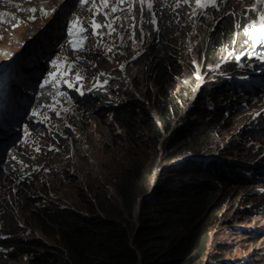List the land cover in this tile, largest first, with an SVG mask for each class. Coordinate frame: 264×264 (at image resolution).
<instances>
[{
  "label": "rangeland",
  "instance_id": "374dc122",
  "mask_svg": "<svg viewBox=\"0 0 264 264\" xmlns=\"http://www.w3.org/2000/svg\"><path fill=\"white\" fill-rule=\"evenodd\" d=\"M34 1L37 2V0ZM113 3L115 0H109V8L101 7L100 12V15H104L105 12L109 13L105 18L110 20L107 23L111 22V28L104 27L101 31L99 30V34L92 38L89 50L77 54L83 57L80 64L77 60L70 59V62L75 64V70L73 69L71 76L67 77L71 80L70 83H74L73 80L80 77L79 68L86 69L87 73L83 72L82 77L83 87L79 91H87L95 85L96 82L93 81L95 76L110 78L108 92H105L109 94L108 99L93 97V99L78 100L79 95L76 94V97H72L68 102L61 99L55 100L58 102L55 104V111L46 107L53 103L34 104L32 112L38 115L34 118L38 121H49V124L45 123L43 130L40 131L36 128L29 129L27 126L22 128V130L28 128L26 139L18 145L12 144V151L8 154L11 158L10 164L16 172H6L3 169L0 173V219L4 209L7 210V206L10 209L14 208V213L18 216L17 223L20 225L16 234L21 238H39L50 244L56 242L52 236L44 234L39 229H34L31 224L24 221L23 211L27 210L24 206L27 200L32 205L46 201H58L63 205L82 208L88 200V195L93 192L92 189H95V192L116 194L113 181L118 175L119 159L126 142L123 129L114 121L113 105L133 98L147 101L146 95L151 91L155 92L156 83L149 72L143 73V62H139L149 53L148 48L145 50L144 41L149 40L150 32H146L145 29L140 37H137L133 28L124 26L125 16L122 15L121 10H129L131 6L128 14L133 13L132 0L127 6H124V2L119 4L120 10L114 13L110 11ZM136 3L141 8L140 13L143 12L144 6L146 12L148 3H151L150 13L146 15L151 17L152 22L154 21L162 37L168 29H171L170 35L176 40L175 49L181 58L179 62L181 73L176 78L177 89L171 91L174 101L168 104L169 116L160 118L156 116L157 110L150 107L152 116H156L155 122L160 130L158 137L163 140L189 121L203 120L202 115L209 112L205 115L206 120L204 121L208 133L204 131L203 137L200 136L193 141V150L187 149L179 157L199 156L202 159L218 162L217 165L221 167L225 164H233L234 170L245 175L236 174L235 185L221 190L216 204L211 206L200 219L198 225H200L199 231L203 232V238L200 239L193 255L187 259L185 264H264V216L259 206V201L263 199V196L258 194V189L264 190V184L260 182L264 178L259 176L261 170L264 169V165H261L264 163V121L259 120V113L264 107V86L261 85L256 89L253 95L255 101H245L243 105L240 102L243 97L236 96L230 91L232 94L229 93L224 101L209 99L201 110H197L195 106L199 97L197 86L201 77L212 76L211 79L206 78L202 82L204 84L200 88L201 93H206L207 90L219 85L240 80L239 76L224 71L225 64L230 61V58L222 56L218 51H221V47L230 41L231 25L229 24L232 20H237L239 24L246 20L247 24L244 27L257 21V27H259V17L264 14V0H220L215 6L216 11L221 15L219 20H216L217 17L207 15V12L211 10L210 7H213L210 2L204 7H200L196 0H188L187 3L184 0H145L146 5L143 4L144 6L140 4V0H136ZM162 3H168L172 8L177 9L183 6L184 9L175 14V19L170 24H165L166 14L160 9ZM68 4H71V0H58L54 6H51L54 8L52 15L57 8L63 11H59L55 19L41 21L43 24L40 26L33 24L29 28L22 27L16 30L17 34L11 38L14 39L11 47L17 49L19 43L17 38H22L28 43L34 41L35 45L30 50H35L37 55L33 60L31 58L27 60L28 56L24 58L23 55L16 62L15 70L23 68L24 64L29 65L28 67L33 69L29 74L30 79L34 80L38 68L46 64L41 63L43 55L40 49L47 48L48 42L54 44L56 41L57 57H66L67 51L63 46L64 35L55 36L56 30H53L52 36L48 35L51 27L53 29L55 25L60 26V21L63 17L65 18L71 8L70 6L68 9ZM230 10L233 12L230 13ZM93 11L88 10L91 17H93ZM226 12L228 15L225 14ZM96 15L101 21L99 12ZM223 16L227 19H221ZM113 17L120 19L113 20ZM140 25L144 27V21L141 20ZM33 28L39 29L34 31ZM244 30L247 31L246 28ZM253 31L255 30H250V33ZM10 33V31L7 32L8 35H11ZM34 34L39 39H33ZM43 34L44 39L41 38ZM5 43L9 44V40ZM242 45L240 41L239 47ZM141 53L142 55L136 59ZM244 53L245 50H242L238 54L240 56L236 57L241 58ZM147 58L154 65L155 59L152 55L148 54ZM3 79L4 77L1 80ZM246 79L250 85L255 84L252 79ZM7 84L4 79L2 90L6 89ZM177 90L179 91L178 96H176ZM162 93L165 94V91ZM16 96L17 90L15 89L13 101ZM221 106L224 109H219L220 119L215 118L212 112ZM9 110L10 106L8 112ZM20 110L19 105L18 111ZM252 130L259 133L251 132ZM230 141L232 142L229 144ZM238 142L252 145L254 148L259 147L262 154L256 156L238 151L233 152ZM181 147L177 146L175 150ZM160 158H162L161 155L156 159L153 155L149 156L146 160V169L151 166L166 165V162ZM257 164L260 165L256 167ZM150 175L146 173V170L143 173V185L138 187L140 195L146 189L150 190L153 179ZM85 212L89 211L85 210ZM138 213L137 209L133 215H127L125 219V223L133 227L135 231L140 227ZM3 217L7 219L8 215ZM245 224L252 225L246 226ZM1 225L2 222H0V228ZM212 228L217 232L213 241L210 240ZM169 233L168 243L175 236L174 231ZM168 243H163V245ZM210 249H217L218 252L213 251L208 256L206 252ZM164 262L162 261V264ZM0 264H32V261L30 255L22 254L19 257L10 258L5 251H0Z\"/></svg>",
  "mask_w": 264,
  "mask_h": 264
},
{
  "label": "trees",
  "instance_id": "16d2710c",
  "mask_svg": "<svg viewBox=\"0 0 264 264\" xmlns=\"http://www.w3.org/2000/svg\"><path fill=\"white\" fill-rule=\"evenodd\" d=\"M167 4L162 3L160 9L166 14L164 23L170 24L175 19V14L184 7L177 9ZM135 9L140 16L139 6ZM146 12L150 13V9L147 8ZM207 15L217 17L216 20L221 16L216 10L207 12ZM145 16L144 24H151V36L145 45L149 49L148 54L152 55L155 61L153 65L146 54L139 62H143V73L149 72L152 75L156 90L146 95L147 101L133 98L117 106L113 105L114 121L123 129L126 142L119 159L120 169L113 181L116 194L95 192V189H92L93 192L88 195V200L82 208L63 205L58 201L32 205L27 200L24 204L27 208L23 211L24 221L34 229L52 236L55 244L43 242L39 238H21L16 234L20 225L17 223L18 216L14 213V208H3L4 213L0 219V244L5 248L8 257L30 255L32 264H162V261H165L163 264H185L203 235L199 231L200 219L216 204L221 190L235 185L236 174L243 175L234 170L233 164L221 167L217 165L218 162L199 156H185L178 160L180 154L187 149L193 150V141L203 137L204 131L208 133L204 121L209 112L202 115L203 120L189 121L163 140L158 137L160 130L155 119L157 115L160 118L169 116L168 104L174 101L171 91L177 85L176 78L181 73V58L175 49L176 40L170 35L171 29L162 37L151 22V17ZM223 18L227 19L224 16L221 19ZM245 23L246 20L242 24L232 20L229 24V35L233 34L234 28L238 25L244 26ZM124 26H134L138 37L142 34L140 24L133 25L132 17L124 20ZM48 48L49 45L42 48L41 54ZM240 63V60L233 59L228 64V71L245 70V65L250 70L254 68L253 63L247 62L243 67ZM28 66L24 64L23 68L29 69ZM151 80L148 81L149 84ZM31 82L27 79L23 85ZM19 86H22L21 83L17 84V88ZM258 88L259 86H250L247 82L222 84L207 90L206 93L200 92L195 106L197 110H201L209 99L224 101L230 91L243 97L240 102L250 101ZM100 97L107 98L103 95ZM198 104L201 106H197ZM150 107L157 110L156 116H152ZM219 109L224 107L221 106L212 114L220 119ZM259 120L264 121L262 114ZM251 132L259 133L255 130ZM177 146L182 147L175 150ZM235 151L256 156L262 154L261 148L239 142L234 147L233 152ZM151 155L155 159L161 155L160 160H177L168 165H160L158 178L151 191L146 189L140 195L138 187L143 185V173L145 170L146 173H151L154 168L151 166L146 169V160ZM261 172L259 176L264 178V169ZM259 206L264 213V197L259 201ZM137 208L140 227L135 231L125 223V219L127 215H133ZM85 210L89 211V215ZM6 214L8 218L4 219ZM172 231L175 236L168 243L167 235Z\"/></svg>",
  "mask_w": 264,
  "mask_h": 264
},
{
  "label": "clouds",
  "instance_id": "9594fccd",
  "mask_svg": "<svg viewBox=\"0 0 264 264\" xmlns=\"http://www.w3.org/2000/svg\"><path fill=\"white\" fill-rule=\"evenodd\" d=\"M52 1L53 0H50V1H48V0H37V2H35L34 0H0V14H4V15H0V126H1L0 127V138H1L0 139V173L3 171V169H5L6 172L7 171L8 172L9 171H15V169H12L14 167H12L10 164L11 158L8 157L9 156L8 154L12 151V148H13V147H11V145L12 144L18 145L19 143H21L22 140H25L26 139V131L28 130V128L29 129L36 128L37 130L40 131V130H43L45 123L49 124V121H45V122H44V120L38 121L34 118V117L38 116V115H35V116L33 115L32 108H33L34 104L35 105L51 104V103H53L54 99L55 100L61 99L64 102H68L71 100L72 97L75 98L76 94L79 95L78 100L93 99V97H100L101 95H103V97H107L106 99H108V97H109L108 96L109 94L105 93V92H108L109 83L111 81V79L108 77H106L104 79V78H101L100 76L98 78L95 76L93 79V81L96 82L95 85H93L87 91H79L83 87L82 77H83V72L87 73L86 69L82 70L81 68H79L80 78L78 79L75 77L76 79L73 80L74 83H71L72 84L71 87H69L68 83H65V81H69V82L71 81L67 77L71 76L73 69L75 70V64L70 62V59L73 58V59L77 60L78 64H80V61L83 60V57L78 56L77 54L87 52V50H89V46L92 44V42H91L92 38L96 36V35H91V33H93V32L98 33L99 30L100 31L102 30V28H93L91 22L95 21V23H97V24H103V23L107 24V22L110 21L108 18H105L104 15H100L101 14L100 12L102 10L101 8H99V16L101 18V21L99 20L97 15L93 14V17H91L90 13H88V10H90V11L94 10L95 11V9H93V7H92L91 0H89V2L87 4L82 3V0H71V4H68V9L70 6H71V8L69 9V12L67 13V15L65 14L66 15L65 18L63 17L62 20L60 21V26L55 25V27L53 29L51 27L49 30L50 33L48 36H52V32L54 34L55 30L58 32V30L61 29L58 34L55 33V36L64 35L63 46L67 51L66 57H65L66 60L63 57H61V58L57 57L58 50L55 47L56 41L54 42V44H52V42L51 43L48 42L47 44L49 45V48L47 50H45V52L42 53L43 56L41 58L42 59L41 63H44V62L46 63L45 64L46 65V71H45L44 75L42 76V78L40 79L39 82H36V78L34 80L30 79L29 74L31 73V71L33 69L21 68V69H18V71L15 70L16 62L20 58H22L23 55H24V58L26 56H28L27 60L30 58H31V60H33L34 56H36L37 53L35 50L34 51L30 50L35 45L34 41L33 42L30 41L28 43V42H24L22 40V38H17V39H19V43L17 44V49H14L13 47H11V45H13V41H14V39H11L12 36H15V34H17L16 30L19 28H22V27L29 28L35 23L40 26L43 24L41 21H47V20L51 21V20L55 19V16L57 15V13H59V11H63V10H59V8H57V10L52 15L54 8H46L44 5H40L39 7H37L38 4L48 5L49 2H52ZM132 2L134 5L133 13L128 14V12H130L131 6L129 7V10L128 9L127 10L122 9L121 13L123 16H125V20L132 17V23L135 21L133 23L134 25L136 23L140 24L141 20L144 21V19L146 17L145 15L147 12H145V10H144L145 9L144 5H146V4L143 5L144 6L143 12L140 13V16H138V10L136 11V9H135L138 6L136 3V0H132ZM219 2H220V0H216V5L219 4ZM96 3L99 6V0H96ZM129 3H130V0H124V6L129 5ZM86 5L88 8L86 7ZM32 8L37 9V11H35V12L28 11V9H32ZM147 8L148 7H146V9ZM210 8H211V10L208 12H212L213 10H216L215 7L211 6ZM68 9H67V11H68ZM139 9H141L140 6H139ZM148 9H150V8H148ZM251 9H253V8H251ZM44 11L50 12L51 15L45 16ZM94 11H93V13H94ZM231 12H233V10H230V13ZM86 13H88V14H86ZM225 14L228 15V12H226ZM31 17H34V19H32ZM140 17H142V19H140ZM76 18H79L80 21L83 22V26L87 29V31L80 33L79 28H77V29H75L77 35L73 36V35H70L69 33H70V30L73 29V23L72 22ZM135 18H136V20H135ZM57 24H59V23H57ZM153 24H154V22H153ZM246 24H247V21L244 24V26H246ZM146 25L147 24H144V27H141V25H140V30L142 33L144 32L145 29H146V32L147 31L149 32V30H150L149 27L151 24H148L149 26L148 25L146 26ZM244 26H241L240 28H236L233 31V34L230 35V41L226 45H223L221 47L222 48L221 51H218L219 53L222 54V56H227V58H230V61L227 64H225L224 71H226V72L230 73V71H228V68H227L228 64L233 59H237L236 56H238V54L242 50H245V47H246L245 43L253 42L252 38H250L251 36L249 34H244V32L246 31V30H244V28H246L247 30H255V31L259 28V27H256L255 29H253V28H250L249 26H247V27H244ZM154 27H155V29L157 28L156 24H154ZM132 28L134 30L135 35L137 34V37H138V33L134 29V26ZM38 29L33 28L32 30L36 31ZM8 31L11 32L10 33L11 35L7 34ZM30 31H31V29H30ZM81 35L87 36L88 39L87 40H80L78 37ZM248 37H249V39H248ZM34 38L39 39V37H36V34H34L33 39ZM41 38L44 39L45 35L43 34L41 36ZM56 39H57V37H56ZM7 40H9V44L5 43V41H7ZM74 40L77 44H82L83 50L76 51L72 48L71 42ZM240 41H242V44H243L241 47H239ZM145 42L146 41H144V43ZM259 44L260 43H257L255 45V47H258ZM259 47H264V44H261ZM145 50H147V48ZM142 53L137 55L136 59L138 57H140L142 55ZM215 54H216V56L218 55L216 52H215ZM54 60L58 61L59 72L61 73V75L55 81V83H49L47 85H44V81L49 79V74L56 71V69L53 67V64H52V61H54ZM246 63L247 62L241 61L240 66L243 67ZM250 63H253V65H254V68H252V70H250L249 67H246V65H245L244 66L245 70L240 71V69H239L236 72H231L232 74H235V75L239 76V78H240V80H236L235 83L236 82H247V83H249L248 79H246V78H250L255 82L254 85H250V86H261V85L264 86V61H253V60H251ZM31 65H33V64H31ZM12 70H14V71L12 74H10V72ZM66 70H67V74L64 75L63 73H65ZM8 75H9V78H8ZM88 75H91V74L88 73ZM2 77H4V79L8 83L5 90H2V87L4 85V79L1 80ZM211 77L212 76L209 75L206 78L211 79ZM27 79L31 80L32 82L23 85L24 82L27 81ZM209 79H207V80H209ZM20 83L22 86L21 87L19 86V88H17V84H20ZM15 89L17 90V96L15 98V101H13V91ZM175 89H177L176 86L173 90H175ZM197 92L199 95L200 89L197 88ZM178 93H179V91L177 90L176 96H178ZM61 94H63V95H61ZM103 99H105V98H103ZM252 100L255 101V97ZM244 103H245V101L242 102V105ZM119 104H121V103H116L114 105L117 106ZM19 105L21 106L20 111H18ZM9 106H10V110L8 112ZM261 114H262V116H264V107L261 110V112L259 113V115H260L259 117H261ZM158 117H160V116H158ZM17 126L19 128H16ZM25 126H27L28 128L27 129L25 128L24 130H22V128H24ZM20 130L23 132H21ZM16 133H19V134L16 135ZM184 157H181V158L179 157L178 160H180ZM171 160L172 159H167L164 161L166 162V165H168L170 163H167V161H171ZM175 160H177V159H175ZM172 161H174V160H172ZM160 168H161L160 165L155 166L150 173L151 176L153 177V179H152V183H151V187H150L149 191H151L155 181L158 178V176L156 175V172H158V175H159ZM261 173H260V175H261ZM260 182H262L264 184V179ZM254 183H256V182H254ZM258 194H260L261 196L264 197V190L258 189ZM85 213L88 214L89 212H85ZM261 214H263V216H264L263 210H262ZM201 238H203V236H201ZM0 251H5V248L1 244H0ZM209 262H211V261H209Z\"/></svg>",
  "mask_w": 264,
  "mask_h": 264
},
{
  "label": "snow or ice",
  "instance_id": "6c2138e0",
  "mask_svg": "<svg viewBox=\"0 0 264 264\" xmlns=\"http://www.w3.org/2000/svg\"><path fill=\"white\" fill-rule=\"evenodd\" d=\"M88 2H89V0H82V3H84V4H87ZM123 2H124V0H115V3H113L111 5L110 11L114 13V12H117L118 10H120L118 8V5L119 4H122ZM184 2L187 3L188 0H184ZM208 2H211L212 5H213V7L216 6V0H203V2H202V0H196V3L200 7H204L205 4L208 3ZM91 3H92L93 9L96 10L93 13L94 15L98 14L99 8H101V7H103V8H109V0H99V6L97 5L96 0H91ZM144 3H145V0H140V4L141 5H143ZM151 6H152L151 3H148V7L151 8ZM177 6H179V5H177ZM251 10L254 11L255 9L253 8ZM28 11L35 12V11H37V9L32 8V9H28ZM0 15H4V14H0ZM44 15L45 16H49V15H51V13L50 12H47V11H44ZM108 15H109L108 12H105L104 13V16L105 17H108ZM31 18L34 19V17H31ZM116 19H120V18L119 17H113V20H116ZM72 23H73V29L70 30V33H69L70 35L76 36L77 33H76L75 29H77V28H79V32L80 33H83L85 31H87V29L83 26V22L80 21L79 18H76L75 20H73ZM258 23H259L258 30L251 32L250 33V36H251L252 41L254 43H257V42L264 43V14H261L260 15ZM91 24H92L93 28H104V27L111 28V22H109L107 24H97V23H95V21H92ZM249 27L255 29L257 27V21H253L252 24L249 25ZM98 34L99 33H96V32L91 33V35H98ZM78 38L80 40H87L88 39L87 36H82V35L79 36ZM71 46L76 51L83 50L82 44H77L75 42V40L71 42ZM65 60H66V58H65ZM52 64H53V67L56 69V71L49 74V79H47V80L44 81V85H47L49 83H55V81L61 75V73L59 72V64H58V61L57 60H54V61H52ZM63 74L66 75L67 74V70ZM79 78L80 77H78V79ZM65 83H68L69 87L72 86V84L69 81H65ZM61 95H63V94H61ZM56 103H58V102L55 101V99H54L53 100V104L52 105H46V107H50V108H52L53 111H55V104ZM33 115L35 116V115H37V113L34 112ZM57 115H59V112H57ZM37 151H39V149H37Z\"/></svg>",
  "mask_w": 264,
  "mask_h": 264
},
{
  "label": "bare ground",
  "instance_id": "6f19581e",
  "mask_svg": "<svg viewBox=\"0 0 264 264\" xmlns=\"http://www.w3.org/2000/svg\"><path fill=\"white\" fill-rule=\"evenodd\" d=\"M58 2V0H53L52 2H49V4L48 5H45L44 4V6L46 7V8H51V6H54L56 3ZM41 4H38L37 5V7H39ZM35 25H38V24H36L35 23ZM244 34H249L250 35V30H247ZM11 60V59H10ZM199 77H200V75H199ZM206 78H203V77H201L200 78V81H199V84H198V86H197V88L199 89L201 86H203V84L204 83H202L204 80H205ZM193 96V95H192ZM174 161H176L175 159H174ZM173 162V161H172ZM171 161H167V163H172ZM157 168V167H156ZM155 168V169H156ZM156 175L158 176V172H156ZM151 176V175H150ZM246 226H249V225H252V224H245ZM213 230H211L210 232V234H211V239L210 240H214L215 239V236H216V234H217V232L216 231H214V228H212ZM256 248V247H255ZM254 248V249H255ZM218 252V250L216 249V250H214V249H210V250H208L206 253H207V255L209 256L212 252ZM252 251V250H251ZM251 251H250V253H251ZM254 251V250H253ZM252 251V252H253ZM249 254V253H248Z\"/></svg>",
  "mask_w": 264,
  "mask_h": 264
},
{
  "label": "water",
  "instance_id": "95a60500",
  "mask_svg": "<svg viewBox=\"0 0 264 264\" xmlns=\"http://www.w3.org/2000/svg\"><path fill=\"white\" fill-rule=\"evenodd\" d=\"M45 71H46V65L45 64H42V66L38 68L36 82H39L40 81V79L44 75ZM18 134L19 133H16V135H18Z\"/></svg>",
  "mask_w": 264,
  "mask_h": 264
}]
</instances>
